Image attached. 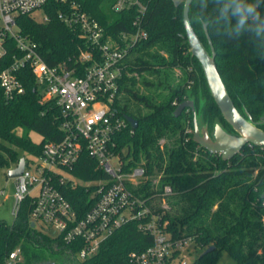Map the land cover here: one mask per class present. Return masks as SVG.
Instances as JSON below:
<instances>
[{"label": "trees", "instance_id": "trees-1", "mask_svg": "<svg viewBox=\"0 0 264 264\" xmlns=\"http://www.w3.org/2000/svg\"><path fill=\"white\" fill-rule=\"evenodd\" d=\"M68 1L98 19L113 37L136 29L133 21L139 13L137 4L116 10L117 0ZM140 2L146 6L141 25L147 36L131 49L120 92L140 101L147 110H133L128 100L120 102L118 98L114 102L122 115L130 114L139 122L133 133L128 125L117 138L119 150L126 149L122 157L128 167L140 164L146 168L149 178L139 188L145 197L158 198L160 202L170 199L173 212L155 201L153 206L168 219V231L173 236H190L203 249L193 264H215L223 251L233 256L235 264H264V146L247 144L233 158L224 160L221 154L194 140V132L187 131L189 126L195 129L193 110L187 107L175 115L185 100L194 101L196 113L202 115L209 133L214 132L216 124L228 132L236 131L221 113L201 63L191 52L183 22L184 3L176 6L174 0ZM64 7L59 0H49L45 7L50 17L47 22L37 21L30 14L17 18L21 32L37 42L51 65L86 46L81 33L58 17ZM189 15L196 33L211 52L204 27L207 24L218 70L235 106L264 130V0H193ZM14 52L13 48L9 50L0 63V72ZM177 67L183 78L172 84L171 71ZM144 72L158 75V87L169 89V94H140L133 87L136 82L132 74ZM19 77L25 92L13 98H6L0 84V165L17 164L21 158L18 149L39 155L46 141L63 137L59 105L54 99H42L41 86L30 67L22 68ZM144 82L154 85L147 78ZM32 131L42 135L41 142L31 138ZM167 139L169 142L161 143ZM73 172L85 181L106 176L87 154ZM157 177L156 185L152 180ZM165 185L172 188L168 194L164 193ZM62 190L81 214L89 206L90 190L84 185L74 189L65 186ZM30 208L27 199L11 223L0 220V264L17 246L22 247L26 264H133L131 253L141 252L153 243V236L139 228V221L130 220L103 240L95 255L78 261L67 249L75 251L79 246L32 226ZM210 246L214 249L206 252ZM66 254L69 256L64 258Z\"/></svg>", "mask_w": 264, "mask_h": 264}, {"label": "built area", "instance_id": "built-area-1", "mask_svg": "<svg viewBox=\"0 0 264 264\" xmlns=\"http://www.w3.org/2000/svg\"><path fill=\"white\" fill-rule=\"evenodd\" d=\"M59 1L65 7L58 17L81 33L86 46L51 65L40 53L37 42L25 36L17 23L19 15L33 16L42 10V19L33 18L49 21L45 11L49 0H0V63L9 50H15L0 72L4 95L9 99L25 92L19 71L30 67L41 86L42 99H54L59 105L63 132L60 140L46 141L41 154L25 157L24 170L15 177V214L29 199L34 227L43 232L56 229L58 240L79 246L75 251L67 249L78 261L95 255L103 240L121 225L138 220L139 228L153 236V243L141 252L131 253L133 264H193V248H197L194 240L190 236L175 237L168 231V219L156 211L152 198L139 190L147 177L146 168L140 164L128 167L122 157L126 149L118 148L117 138L128 125L131 133L135 129L114 102L121 95L120 81L131 49L147 36L141 25L146 6L140 0H117L114 9L137 4L139 13L133 21L134 31L113 37L75 2ZM84 154L95 160L105 177L85 181L74 174L73 169ZM79 185L90 190L89 206L82 214L62 190ZM171 191V186H164L165 194ZM3 264H26L22 247L8 252Z\"/></svg>", "mask_w": 264, "mask_h": 264}, {"label": "water", "instance_id": "water-1", "mask_svg": "<svg viewBox=\"0 0 264 264\" xmlns=\"http://www.w3.org/2000/svg\"><path fill=\"white\" fill-rule=\"evenodd\" d=\"M192 2L193 0H174L176 6L184 3L183 22L191 52L201 63L210 91L221 113L236 132H228L220 124H216L213 133L214 139H212L207 128L199 127L193 100L181 102L175 111V115L179 116L185 108L190 107L193 110L195 121L194 140L207 150L221 154L224 160H229L247 144L264 146V130L245 117L235 106L218 70L215 61L216 52L212 39L208 34L207 24L204 27L211 52L204 46L191 23L189 12ZM124 117L133 128L138 127L139 122L137 118L130 114H124ZM25 162V157H21L16 167L8 171V175L14 178L19 176L24 170ZM31 225L34 226V222ZM213 249L214 246H210L206 252ZM49 264H55V262Z\"/></svg>", "mask_w": 264, "mask_h": 264}, {"label": "rangeland", "instance_id": "rangeland-1", "mask_svg": "<svg viewBox=\"0 0 264 264\" xmlns=\"http://www.w3.org/2000/svg\"><path fill=\"white\" fill-rule=\"evenodd\" d=\"M43 16H44L43 10L38 11V12L33 14V17H35L37 19H42ZM171 74L172 75H170L171 77L169 80L172 82V84L178 83L183 78L182 77L183 76L182 70L179 67L174 68L171 71ZM132 76L136 82L133 85V87L140 94H160V95H164V96H167V94H169V89H167L163 86L158 87L159 77H158V75H156L154 73H150V72H144L142 74L133 73ZM145 78L154 82V85H152V86L145 85L144 84ZM125 100L129 101V104L133 110L141 109L143 112L147 110L145 108V106L140 101H136L130 95L123 92L120 95L119 101L123 102ZM200 100H201L200 102H202L203 97H201ZM197 120H198L199 127L204 128V121H203L202 115L200 113L197 114ZM17 130H19V129H17ZM187 131L189 133L194 132L192 126H189ZM30 136L37 143L41 142V140H42V135H40L39 133H37L35 131H32L30 133ZM0 142H1V139H0ZM164 142H169V140L167 139V140L161 141V143H164ZM18 151H19L20 157H27V158L33 157V154H31L25 150L18 149ZM16 165L17 164H14V163H10L9 165H0V220L7 221L8 223H11L15 217L14 208H15V204H16V199H15L16 180L14 177H10L8 175V171L10 169L16 167ZM137 165H139V164H137ZM260 167H261V165L257 169H260ZM257 173H258V170H256L254 172L253 176H256ZM148 178H149V176L146 177V179L143 181V183H141V185L144 184V182H146ZM158 179H159V177L153 179L152 182L157 185L159 182ZM152 201H155L156 205L162 206V207L168 209V211H170V212H173V210H174V208L172 207V204H170V199L168 197L165 199H162L161 202L159 201L158 198H153ZM45 232H47L49 234V236H51V237H57L59 234L56 229H48L47 228V229H45ZM202 251H203V249L200 246H197V248H193V256L196 257ZM55 256H57V255H55ZM67 256H69V255H67V254L64 255V258ZM215 264H235V260H234L233 256L228 251H223L219 260Z\"/></svg>", "mask_w": 264, "mask_h": 264}, {"label": "flooded vegetation", "instance_id": "flooded-vegetation-1", "mask_svg": "<svg viewBox=\"0 0 264 264\" xmlns=\"http://www.w3.org/2000/svg\"><path fill=\"white\" fill-rule=\"evenodd\" d=\"M188 110H189V109H188ZM194 131H195V129H194ZM213 133H214V132L209 133V135H210V137H211L212 139H214V138H213ZM232 133H235V132H232Z\"/></svg>", "mask_w": 264, "mask_h": 264}]
</instances>
